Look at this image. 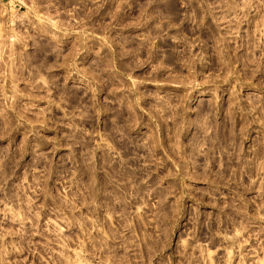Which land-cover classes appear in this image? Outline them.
<instances>
[{
    "label": "rangeland",
    "instance_id": "obj_1",
    "mask_svg": "<svg viewBox=\"0 0 264 264\" xmlns=\"http://www.w3.org/2000/svg\"><path fill=\"white\" fill-rule=\"evenodd\" d=\"M0 264H264V0H0Z\"/></svg>",
    "mask_w": 264,
    "mask_h": 264
},
{
    "label": "bare ground",
    "instance_id": "obj_2",
    "mask_svg": "<svg viewBox=\"0 0 264 264\" xmlns=\"http://www.w3.org/2000/svg\"><path fill=\"white\" fill-rule=\"evenodd\" d=\"M42 27H43V25L42 24H39V29L42 28ZM36 29H38V28H36ZM42 30H44V29H42Z\"/></svg>",
    "mask_w": 264,
    "mask_h": 264
}]
</instances>
